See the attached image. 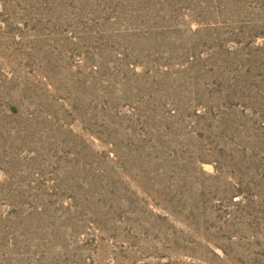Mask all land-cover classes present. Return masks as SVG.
I'll use <instances>...</instances> for the list:
<instances>
[{"label":"rangeland","instance_id":"obj_1","mask_svg":"<svg viewBox=\"0 0 264 264\" xmlns=\"http://www.w3.org/2000/svg\"><path fill=\"white\" fill-rule=\"evenodd\" d=\"M0 264H264V0H0Z\"/></svg>","mask_w":264,"mask_h":264}]
</instances>
